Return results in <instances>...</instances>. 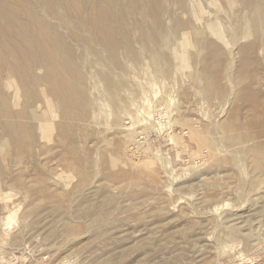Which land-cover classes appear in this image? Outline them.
Here are the masks:
<instances>
[{
	"label": "rangeland",
	"instance_id": "1",
	"mask_svg": "<svg viewBox=\"0 0 264 264\" xmlns=\"http://www.w3.org/2000/svg\"><path fill=\"white\" fill-rule=\"evenodd\" d=\"M82 1L0 0V264H264V0Z\"/></svg>",
	"mask_w": 264,
	"mask_h": 264
},
{
	"label": "bare ground",
	"instance_id": "2",
	"mask_svg": "<svg viewBox=\"0 0 264 264\" xmlns=\"http://www.w3.org/2000/svg\"><path fill=\"white\" fill-rule=\"evenodd\" d=\"M18 1V5L20 4V2L23 4L22 6L23 7H25L24 6V0H17ZM68 1V0H67ZM90 1H92V2H90V9L92 8V11H90V9H88V10H86V9H84V10H81L82 12H79V15H81V16H84V14H86V15H92L94 18H95V20H96V23H95V29H98V30H100V29H102V30H104L105 29V27H104V24H106V22H108L107 21V19H106V17L108 18L109 17V15H110V12H108V8H107V4H111V3H113V0H107V4L106 5H103V4H101V1L99 0V1H97V0H95L94 2H93V0H90ZM63 2H66V0H63ZM105 2V1H104ZM71 4H69V3H67L68 5H72V3H73V5L74 4H76V3H83V1L82 0H74V2H70ZM93 3V4H92ZM79 4V5H80ZM116 4V3H115ZM41 5V4H40ZM72 5V6H73ZM113 5V4H112ZM3 6V5H2ZM1 6V9H3V7ZM5 6V5H4ZM8 6H10V5H8ZM42 6V5H41ZM40 6V7H41ZM81 6V5H80ZM116 6V5H115ZM118 6V5H117ZM108 7H110V6H108ZM112 7V6H111ZM8 8V7H7ZM24 9H26V8H24ZM112 9H113V7H112ZM4 10H5V8H4ZM119 10V9H118ZM115 12H116V10H115ZM114 12V13H115ZM117 13H119V12H117ZM109 14V15H108ZM85 15V16H86ZM120 16V15H119ZM118 16V17H119ZM111 17V16H110ZM121 18V17H120ZM149 18V17H148ZM116 20V19H115ZM117 22V21H116ZM151 23V22H150ZM101 24H103V26L101 25ZM102 26V27H100L99 28V26ZM3 27H6V24L5 23H2V22H0V31H1V29L3 28ZM133 29V28H132ZM131 29V30H132ZM101 30V31H102ZM4 35V34H3ZM12 37V36H11ZM12 39V38H11ZM15 39V38H14ZM13 39V40H14ZM16 39H18L17 37H16ZM6 40V39H5ZM9 40V39H8ZM4 41V40H3ZM2 41V42H3ZM5 42V41H4ZM9 42H10V40H9ZM1 44V43H0ZM6 44V43H5ZM14 44V43H13ZM18 44V43H17ZM10 45V44H9ZM15 45V44H14ZM19 45V44H18ZM18 48V47H17ZM23 49H24V51L26 50L25 48H24V46H23ZM1 50V49H0ZM18 50V49H17ZM27 50H28V48H27ZM26 50V51H27ZM3 51V50H2ZM6 51V50H5ZM5 51H3V52H5ZM9 51V50H8ZM7 51V52H8ZM20 51V50H19ZM22 51V50H21ZM28 52V51H27ZM26 52V53H27ZM33 52V51H32ZM18 54H16V56H17ZM22 55V54H21ZM31 55V54H30ZM22 56H24V55H22ZM58 57V56H57ZM10 58H12L11 56H10ZM28 58V57H27ZM32 59V58H31ZM32 61V60H31ZM30 61V62H31ZM28 61L26 60V63H27ZM29 63V62H28ZM6 64V63H5ZM30 64V63H29ZM24 66V65H23ZM25 67V66H24ZM10 70V69H9ZM27 70V69H26ZM22 72V71H21Z\"/></svg>",
	"mask_w": 264,
	"mask_h": 264
}]
</instances>
